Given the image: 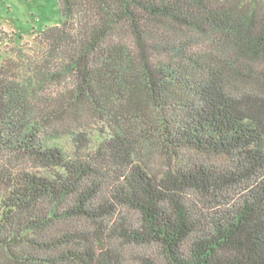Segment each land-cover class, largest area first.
Returning <instances> with one entry per match:
<instances>
[{"label":"trees","instance_id":"obj_1","mask_svg":"<svg viewBox=\"0 0 264 264\" xmlns=\"http://www.w3.org/2000/svg\"><path fill=\"white\" fill-rule=\"evenodd\" d=\"M232 3L58 0L0 65V264H264V16Z\"/></svg>","mask_w":264,"mask_h":264},{"label":"rangeland","instance_id":"obj_2","mask_svg":"<svg viewBox=\"0 0 264 264\" xmlns=\"http://www.w3.org/2000/svg\"><path fill=\"white\" fill-rule=\"evenodd\" d=\"M226 1L234 3L232 7L236 12L249 15L254 11L264 16V4L258 1ZM62 20L58 0H0V65L9 60L15 61L21 53L19 50L29 56L38 51V45L33 44L38 35L48 28L59 26ZM86 133L92 149L101 140L99 133L94 125L87 128ZM56 143L67 152L72 150L69 137L60 138Z\"/></svg>","mask_w":264,"mask_h":264}]
</instances>
